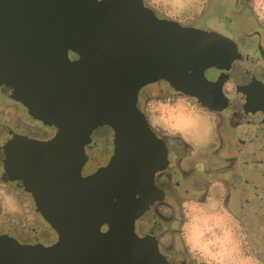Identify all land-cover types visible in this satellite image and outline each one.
Wrapping results in <instances>:
<instances>
[{
    "label": "water",
    "instance_id": "95a60500",
    "mask_svg": "<svg viewBox=\"0 0 264 264\" xmlns=\"http://www.w3.org/2000/svg\"><path fill=\"white\" fill-rule=\"evenodd\" d=\"M236 57L228 38L159 19L142 0H0V87L56 129L44 142L13 135L2 167L57 235L46 247L0 235V264H168L154 238L134 231L162 198L154 176L167 165L138 92L161 80L200 86L205 69ZM254 91L264 107V86ZM203 105L223 111L228 101L218 94ZM103 126L113 132L112 155L83 177L85 147ZM246 156L259 174V145L248 144Z\"/></svg>",
    "mask_w": 264,
    "mask_h": 264
},
{
    "label": "flooded vegetation",
    "instance_id": "af4514ba",
    "mask_svg": "<svg viewBox=\"0 0 264 264\" xmlns=\"http://www.w3.org/2000/svg\"><path fill=\"white\" fill-rule=\"evenodd\" d=\"M142 1L159 19L228 38L236 46L237 57L228 68L205 69V81L200 86L177 90L161 80L138 92L137 108L157 139L164 143L167 165L154 176V186L163 193L162 198L134 222V231L139 238H154L168 264H204L189 249L184 235L185 207L190 203L205 207L214 199L218 209L225 212L231 233L238 235L243 257L264 264V107H257L252 100L254 90L264 86V21L253 9V0H205L204 5L213 11L197 20L202 27L193 25L196 16L179 17L168 4ZM230 9L233 11H227ZM68 55L70 60L77 58L71 52ZM218 82H221L219 90ZM218 94L228 101L225 110L212 111L203 105ZM173 102L187 105L196 124L167 121V116L160 118L154 104ZM186 126L200 127L202 138L198 139ZM55 133L54 127L34 119L0 87V183L13 190L22 208L35 212L38 226L35 234L24 233L29 237H22L13 225L0 227V235L20 244L51 246L57 235L37 212L31 195L16 182L8 181L2 167V147L13 135L44 142ZM90 139L85 147L83 177L105 166L113 152V132L109 127L95 129ZM251 143L259 145L262 156L259 165L263 170L259 174H254L246 161ZM105 156L108 160L104 164Z\"/></svg>",
    "mask_w": 264,
    "mask_h": 264
},
{
    "label": "rangeland",
    "instance_id": "374dc122",
    "mask_svg": "<svg viewBox=\"0 0 264 264\" xmlns=\"http://www.w3.org/2000/svg\"><path fill=\"white\" fill-rule=\"evenodd\" d=\"M163 4H168L172 7V13L178 14L179 17L184 15L189 17L196 16L193 20V25L200 26L197 20L213 11V8H208L204 5L205 0H157ZM216 2L217 0H211ZM175 7V8H174ZM252 7L257 12L258 18L264 21V0H253ZM169 8V7H167ZM166 8V9H167ZM206 8V9H205ZM232 12L233 10H227ZM203 13V14H202ZM228 13V12H227ZM156 112L159 117L167 116V121L196 124V118L192 110L183 102H173L171 104H154ZM185 129L194 132L198 139L202 138V130L197 126H186ZM111 150L109 149V152ZM107 156L102 163L107 162ZM107 164V163H106ZM5 184V183H4ZM13 190H9L8 186L0 183V227L14 226L17 232H20L22 237L35 234L38 231L37 219L35 212L29 208H22L16 196L13 195ZM210 204L205 207H198V205L190 203L185 207V218L187 226L184 230V235L187 239L189 249L193 253H197L198 257L202 258L204 264H232L229 258L228 247L231 245L229 229L230 222L222 210L218 209L214 199L209 200ZM222 228H220L219 226ZM4 228V227H3ZM217 230L221 234L219 246L217 249L205 248L200 245L199 241L205 243V239L215 241ZM218 241V240H217ZM216 251V252H215ZM255 258H251L250 264H257ZM259 264V263H258Z\"/></svg>",
    "mask_w": 264,
    "mask_h": 264
},
{
    "label": "crops",
    "instance_id": "0c3cea01",
    "mask_svg": "<svg viewBox=\"0 0 264 264\" xmlns=\"http://www.w3.org/2000/svg\"><path fill=\"white\" fill-rule=\"evenodd\" d=\"M219 226V225H218ZM220 228H222L221 226H219ZM231 229V228H230ZM229 229V236H230V242L231 245L228 247V251H229V258L232 262V264H250L251 259L249 258H245L243 257V255L241 254V252L239 251L240 248V239L238 238V235L231 233V230ZM220 231L217 230V234L216 236V240H210L205 239V243L203 241H199V244L202 246L204 245L205 248H211L212 250L217 249L219 246V240L221 238V234H218ZM218 240V241H217ZM188 243V242H187ZM192 249V248H191ZM193 250V249H192ZM216 252V251H215Z\"/></svg>",
    "mask_w": 264,
    "mask_h": 264
}]
</instances>
